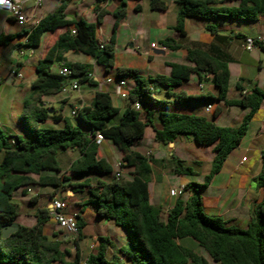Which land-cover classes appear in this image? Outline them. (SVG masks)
<instances>
[{"label":"trees","instance_id":"1","mask_svg":"<svg viewBox=\"0 0 264 264\" xmlns=\"http://www.w3.org/2000/svg\"><path fill=\"white\" fill-rule=\"evenodd\" d=\"M60 7L43 17L32 31L23 30L19 35H27V46L37 49L42 36L57 33L59 36L36 65V81L32 84V94L24 101L20 124L23 135L7 132L0 123V264H80L82 255L79 241L84 237L87 222L77 215L79 238L75 240L76 253L73 260H67L69 251H63L65 237H52L47 230L51 219L47 209L38 210L36 224L26 227L17 224L19 205L14 201V193L19 189L28 192L32 186H56L72 188L75 192H86L88 199L81 202L83 208L96 207L97 216L122 226L127 234V249L119 253L111 250L112 239L99 237V244L88 257V264H209L207 257L183 246L180 241L191 238L218 264H264V198L253 211L246 229L229 225L222 217L209 216L204 211L202 189L206 188L217 174L229 154L239 147L247 134L255 113L264 104V89L254 87L250 93L239 99H229L231 72L227 62L201 49H188L186 63L167 62L169 75L144 76L138 69L118 68L117 79L132 80L128 89L129 103L116 124L108 122L119 116L121 110L113 104L108 92H96L89 106H82L76 115L89 126L85 132L62 114L54 111L56 121H64L62 129L44 128L50 117L45 107L44 97L63 92L72 79L81 84H97L89 75L93 66L82 63H67L72 75L64 77L52 70L55 63L64 61L67 51H75L93 57L107 73L116 67V37L113 35L103 49L99 47L98 29L108 11L96 6L98 24L85 18L69 20L65 11L72 0H60ZM100 3L107 0H98ZM119 5L113 13L115 24L127 17L128 6L133 3L137 12L142 11L143 0H117ZM239 1L237 8L220 6L219 0H175L180 6L176 25L173 29L181 37L186 36L185 22L188 18L212 20H238L256 22L264 13L263 0ZM152 10L166 11L163 0H151ZM207 30L216 33L215 25L209 23ZM72 29L75 33H72ZM15 34L0 33V49L7 47ZM161 45L170 51H178L182 44L166 38ZM264 52V46L260 47ZM193 76L200 81L208 80L218 89L216 97L196 96L182 87ZM238 90H242L238 86ZM157 94H165L172 100H160ZM139 102L140 110L133 104ZM194 102H223L228 107L249 109L238 127H223L213 119L195 113H181L169 110L156 111L154 106L164 105L175 108ZM217 109L214 117L219 115ZM159 125V127H158ZM147 127L155 133V140L165 145L174 143L179 136L191 137L203 147H213L215 156L212 167L203 184L192 182L186 187L190 192L176 197L171 210L166 214L163 206L155 205L150 198V182L154 161L141 153L135 146L145 138ZM97 133L115 144L120 151L122 169L129 176L112 181L93 180L91 174L116 176L115 165L100 156V146L95 143ZM77 150L80 158L69 169L70 177L63 173L58 152ZM173 171L177 175H194V169L185 161L172 155ZM86 177L81 183L72 180ZM69 181V186H63ZM258 187L264 190V152L262 170L258 177ZM27 188V189H26ZM17 224L19 229L5 238L3 229ZM65 236L67 233L60 229Z\"/></svg>","mask_w":264,"mask_h":264},{"label":"crops","instance_id":"2","mask_svg":"<svg viewBox=\"0 0 264 264\" xmlns=\"http://www.w3.org/2000/svg\"><path fill=\"white\" fill-rule=\"evenodd\" d=\"M25 1H27L26 6L28 9L27 10L28 15L31 18H33V20L36 23H39L40 20L46 15L54 13L61 5L60 0H44L43 4L39 7H36L31 0H25ZM219 1L221 2L220 6H224L228 8H237L239 6V1H235V0H219ZM171 2L175 3V0H171ZM166 4L168 8L166 11H164L165 13H167L171 9V7H173V5L171 4L168 3ZM83 5H86L87 9H82L81 6ZM97 5H99L100 8L108 11L109 14L107 15H111V32L110 29H108V27L105 28V25L101 23L98 29V34L99 32H101L103 39L106 42H109L110 38L113 35H115L116 37L115 50H116L121 40H123L122 32L124 31V29L132 28L128 24L129 15L125 19L121 20L118 24H115L116 20L113 16V13L116 11L119 5L117 0H107L106 2L103 3H100L98 0H80V4L77 3V0H72L71 3L67 6L65 14L67 19L69 20L85 18L89 22L95 23L89 20L88 15L90 13H94L97 16L95 10ZM141 5L143 11V2L141 3ZM132 8L135 11L134 5L132 6ZM179 9H180L179 5H177V7H175L174 9V14L176 15V21H177V13ZM69 11L73 13L74 18H69L68 16ZM7 18L8 21H14L10 19L9 16H7ZM196 19L197 18H188L186 20L185 37H181L179 33L173 29L176 23L165 24L158 19H155L151 22L150 27L151 29L153 27L156 28V31L158 32V36H157L158 38L154 41H151L149 52H145V51L143 52L144 53L143 55L147 57L146 64L145 61L143 62L144 66L149 71L147 76L169 75L171 70L167 66V62L186 63L188 49L193 48V49H201L211 54L212 56L219 58L220 60H223L228 63L231 72L230 89L228 95L229 99L232 100L239 99L242 91H243L242 93L244 92L250 93L254 87H259L261 89H264V60L262 59L264 58V52H262L260 49H255L251 52H247L244 50V41L246 37L264 35V13L259 15V18L256 22L231 20L233 22V26L231 28L232 31L231 36H228V34H226L227 30L224 28V25L227 23L225 21L226 19H224V21L223 19L212 20V21L204 20L202 23H197L198 21H196ZM209 23L216 26L217 28L216 33H211L207 30L206 27ZM223 23L224 25H222ZM193 26H196L195 29L198 30L197 33L192 32ZM23 30H26V28H21V32ZM5 31L6 30H3L0 33H4L6 35L12 34ZM58 32L60 33L62 31H58ZM58 32L54 34L51 32L45 33L42 36L41 45L37 49L28 47L27 35H23L24 41L20 44V46L16 47L15 49L20 50L21 55H27L28 58L31 59L33 63H35V68H36V65L38 64L39 60L44 57L45 52L50 47H52V45L57 40L59 36ZM166 38H173L179 41L182 44L183 48L178 51H170L166 49L164 55L152 54L151 51L155 49L151 47V44L159 43L161 45V41ZM125 41H126V47H128L129 44L131 43L132 48H138L139 51L142 50V48L138 47L137 45L135 33H132L130 36H126ZM21 46L26 47L28 50L25 52L23 50V47ZM78 54H80V52H75L71 50L68 54L64 55V61L61 62L60 66L62 64H67V63L90 64L93 66V72L91 73L93 80L96 81L97 83L99 81L102 82L103 81L102 78H100L96 74L95 66L98 65L96 63V60L93 57H91L92 61L88 59L87 61L83 62V60L77 57ZM22 65H23L22 62H17L15 66H17V68L20 69ZM125 68L138 69L137 66H127ZM58 70L56 72H58ZM103 70L105 69L103 68ZM111 77L116 78L114 75H111ZM73 80H77V79H73ZM73 80H71L70 82H72ZM1 81L2 80H0V84ZM12 82H13L12 79H8V78L5 79V83L11 84ZM85 84L89 85L90 87L92 86L93 88L95 85H97V84H91L90 82H87ZM129 85L130 84L128 82V86ZM200 85H202V88L200 87ZM238 86L242 89L241 91L238 90ZM130 88L131 87H129V89ZM182 88L189 94L196 96L211 95L216 97L218 94V89L214 86V84L210 81V79L200 81L197 76H193L189 82L183 85ZM99 91L110 93V95L112 96L113 104L121 110L120 113L121 116L124 110L126 109V107L128 106L129 101L122 99L116 94L114 84H107L106 88H104L103 90H98L96 88L88 90L87 96H81L80 99L78 100V103L81 102L80 103L81 106H89L96 92ZM89 92H93L91 94L90 100H89V95H90ZM61 100L67 102L69 99L68 97H62ZM1 102H2V96L0 97V103ZM209 105H213V110L211 112H207V107ZM191 109L193 111L191 113H195V114L200 113L199 115H204L207 116L208 118L209 115H212L213 116L212 119L217 125H219L218 124L219 121L226 123L227 121L231 120V122L235 123L234 126L219 125L223 127H238L241 124L243 117L249 112V109H245L241 107H228L223 102L221 103L212 102L207 104L205 103V106L202 109H200V111H195L194 108ZM217 109L220 111V113L217 117H214ZM1 115L3 114L0 111V120H1ZM60 128L62 129V126H60ZM179 138L194 141V139L191 137L179 136L174 143H170L167 145V147L171 149V150L169 149V151H171L172 153L171 156L173 154L176 155L175 154L176 142ZM142 143L143 140L137 143L136 145L138 146ZM162 145L164 144L157 141L154 147L155 159H152L154 161V163H152L153 174L151 176L149 191H150V198L152 203H154L155 205L163 206L165 207L166 211H168V209L172 208V205L176 197H171L170 192H166L164 188L161 187L160 181H162L165 178L166 173L168 171L170 170L173 171L172 169L173 163L167 157L168 150L161 149ZM210 147L211 150L213 151V147L212 146ZM69 151L78 153V156L75 159V161L80 158V154L77 150H69ZM138 151L145 154L144 151L142 150H138ZM150 151L152 152V149ZM263 152H264V104L253 116L249 124V129L247 131V134L242 139L239 147L233 150L229 154L221 170L214 175L210 184L206 187L205 190L206 192L205 193L202 192L204 211L207 215L213 217H222L229 225L236 226L241 229H246L248 227L253 211L257 208V206L262 202L264 198V190L263 188L258 187V182H257L258 177L262 170ZM100 156L102 158H105L101 152V146H100ZM177 157L188 163L185 158H181L179 156ZM188 176H193V175H188ZM98 180H104V179L99 177L97 181ZM82 181L83 180H80L78 183H81ZM183 186H187V185H183ZM28 192H30V190H28ZM53 194L54 192L50 193L47 196V197H51L49 198L50 200L48 202V207H47L48 211H50L52 207L51 205L52 199L53 198L58 199V197L57 196L55 197V195ZM189 196H190V192L187 191L184 194V197L188 198ZM39 198H41V194L40 195L36 194V196L33 198V201H38ZM87 199L88 197L85 200ZM74 214L78 215V212ZM52 223H56V222L51 218L47 222V226H49ZM109 223L112 224L114 222H109ZM58 228L61 229L59 226ZM106 237H110V236H106ZM94 238H97V234L88 237L84 232V237L80 240V244H79V250L81 252L82 258H88L90 254L94 251L95 248H93L94 244L92 243V240ZM65 240H70L68 235L65 236ZM112 242H113L111 247L112 252L118 253L120 248L115 247L113 239ZM180 243L182 244V240L180 241ZM186 247L194 250L191 246H186ZM124 262L125 264H129L126 260H124Z\"/></svg>","mask_w":264,"mask_h":264},{"label":"rangeland","instance_id":"3","mask_svg":"<svg viewBox=\"0 0 264 264\" xmlns=\"http://www.w3.org/2000/svg\"><path fill=\"white\" fill-rule=\"evenodd\" d=\"M168 4L173 5L171 9L165 13L164 11L160 10H152L150 7V0H143V11L137 12L134 11L132 6L133 3H130L127 16H128V24L132 28H125L122 32V38L119 46L116 49V67L107 73L103 70V67L100 65H96V74L100 78H102V82L99 81L94 88L87 84H82L81 90L73 91L68 89L67 92H61L55 95L44 97L45 107L49 108V119L44 123L41 124L44 128H55L61 129L64 127V121H56L52 116H54V111L57 114H62L65 118H68L73 125L79 127L81 130L88 132L89 126L83 123L80 118L77 116L72 115V110L74 109L77 104L80 105L81 102L78 103V100L81 96H87V91L91 89H98L103 90L106 88V83L104 82L106 78L111 77V75H116L118 68H125L127 66H137L140 73L144 76H147L148 70L144 66L147 62V57H145L143 52H149L150 50V43L151 41L156 40L158 37V32L156 28L153 27L151 29L150 24L153 20L158 19L165 24H174L176 23V15L174 14V9L177 7V3H172L171 0H163ZM77 3L80 4V0H77ZM82 9H87L86 5L81 6ZM8 13L0 12V32L6 30L9 33L17 35L15 39L7 46L0 49V97L2 96V102L0 103V111L3 115H1V126L10 134L13 135H23V128L20 124V118L22 114V107L25 100H27L32 94V84L36 81L37 75L35 71V63L32 62L31 59L28 58L27 55H21L20 50H16L15 48L20 46V44L24 41V37L20 36L21 25L14 21H8L7 18ZM69 18H74V15L71 11L68 13ZM89 20L98 24V16L94 13H90L88 15ZM197 23H202L204 20H199ZM224 21V20H223ZM227 23L224 25V28L227 30L226 34L228 36L232 35L231 28L233 26V22L231 20H225ZM102 23L105 25V28L108 27L111 32V15H106ZM196 26H193V33H197L198 30L195 29ZM5 31V32H6ZM132 33L136 34V40L138 47H141L142 50L139 51L138 48H132L131 43L128 47H126L125 37L130 36ZM23 47V46H21ZM23 50L26 52L28 49L23 47ZM70 51H67L64 55L68 54ZM75 56V55H74ZM76 57V56H75ZM83 62L87 61L88 59L92 61V58L86 56L83 53L78 54L77 56ZM264 60V58H262ZM17 62H22V67L18 69L19 73L22 75V79H19L17 74L13 72L15 65ZM61 63H55L53 65L52 70L56 72L59 68ZM12 79L13 82L11 84L5 83V79ZM129 87H133L134 82L132 80H128ZM89 100L91 99V94L93 92H89ZM62 97H68V101L64 102ZM157 98L160 100H172L165 94H157ZM205 106L204 102H194L189 105L170 108L164 105H156L154 106L156 111L160 110H169L174 112H181V113H191L193 112L191 108H194L195 111H200ZM200 114V113H198ZM209 118L212 119L213 116L209 115ZM120 120V115L114 117L108 122V125L116 124ZM230 122V123H229ZM219 125H230L234 126L235 123L231 122V120L223 123L222 121L218 122ZM157 141L155 140L154 131L151 127H147L145 138L143 139V143L140 145H136L135 149L144 151L145 155L150 159H155V145ZM161 149L168 150L167 157L172 162L171 151H169V147L167 145H162ZM152 149V152L150 151ZM204 149V150H203ZM171 150V149H170ZM149 151V152H148ZM101 152L105 158L111 161L115 165V170H118V162L121 161L120 151L118 150L117 146L113 144L111 141H106L101 146ZM150 155L148 156V153ZM176 156L181 158H185L187 160V164L191 166L195 170V175L188 176V175H177L173 171H168L166 173L165 178L160 181L161 187L164 188L166 192H170L172 188L179 189L183 185H188L192 182H197L203 184L205 182V176L208 174L211 165H212V158L214 156L211 147H203L197 145L193 140H185L179 138L176 142V149H175ZM77 152H67V151H59L58 158L60 165L63 168V173L70 177L69 169L71 164L77 158ZM199 161V162H197ZM168 166V165H167ZM129 176L128 170H123V177L127 178ZM90 177L93 182H97L99 177L103 178L105 181H112L115 176L114 175H97L91 174ZM86 177H80L73 179V183H78L80 180H85ZM117 179V178H116ZM63 186H69V181H65ZM27 189V188H26ZM24 189H19L14 193V201L19 205V217L17 218V224L23 225L26 227H32L36 224V213L38 210L47 209L49 198L47 197L50 193H53L55 197L57 196L60 201L66 203V207L64 213L74 214L76 212L80 213L82 210L83 217L87 222V226L85 228L86 236L90 237L97 234V238L92 240L93 244H99V237L100 236H110L115 244L116 248H123L124 250L127 249V234L125 229L117 224H110L105 219L100 218L96 214V207L93 205H88L87 207L83 208L81 204L84 201L88 194L86 192H75L72 188H60L56 186H32L28 188L30 192L24 193ZM206 188L202 189V192L205 193ZM36 194H41V198L38 201H33V198ZM168 212L166 211V214ZM47 230L49 235L52 237V234L55 232L59 234V239L65 237L64 233L58 228L56 223H52L47 226ZM65 239V238H64ZM62 244L63 251H69L67 255V260H73L76 253V246L75 240H65ZM80 244V241H79ZM183 246H191L195 252L200 255L207 257L209 260V264H218L214 262L210 256L198 245L191 238H186L182 240ZM119 253V252H118ZM60 264V263H56Z\"/></svg>","mask_w":264,"mask_h":264},{"label":"built area","instance_id":"4","mask_svg":"<svg viewBox=\"0 0 264 264\" xmlns=\"http://www.w3.org/2000/svg\"><path fill=\"white\" fill-rule=\"evenodd\" d=\"M31 1L34 3L36 7L41 6L44 2V0H31ZM26 2L27 1L25 0H6L5 3H0V12L8 13L10 19L17 22L23 28H26L27 31H32V29H34L38 23H36L33 20V18H31L28 15ZM72 33H75L74 29H72ZM98 40H99V47L103 49L107 44V42L103 39L101 32H99L98 34ZM262 46H264V35L245 38L244 50L247 52H251L255 49H260V47ZM151 47L153 49H162L166 51V48L160 45L159 43H152ZM13 72L17 74L19 79H22V75L19 73L17 66H15V68L13 69ZM58 73L59 75L64 77H69L72 75V71L66 66V64H62L59 67ZM89 79H93L92 74L89 75ZM105 82L107 84H114L116 94L124 100H129V92H128L129 86L127 80L108 77ZM81 86L82 84L78 80H73L72 82H70V84L67 87L64 88L63 92H67L68 89L80 92ZM200 87L202 88V85H200ZM243 94L245 95L247 94V92H244ZM81 107H82L81 105L75 106L74 109L72 110V115L76 116ZM133 107L136 110H140L141 108L139 102L134 103ZM212 110H213V105H209L207 107V112H211ZM94 140L98 146H102L103 143L107 141L103 136V134L101 133H97ZM149 155L150 153H148V156ZM117 166H118V170L116 172V178L120 179L123 176L122 161H119ZM185 193H186L185 186H182L179 189L170 190L171 197H178ZM51 205L52 207L49 211L51 218L57 223V225L62 230H64L67 233L69 239L72 240L78 239L80 233L76 219L77 215L76 214L68 215L64 213L66 203L60 201L57 198L52 199ZM170 210L171 209H168L167 212H169ZM97 246L98 243L94 244L93 248H96ZM80 264H88V258H82Z\"/></svg>","mask_w":264,"mask_h":264},{"label":"water","instance_id":"5","mask_svg":"<svg viewBox=\"0 0 264 264\" xmlns=\"http://www.w3.org/2000/svg\"><path fill=\"white\" fill-rule=\"evenodd\" d=\"M151 52L154 55H164L165 54V51L162 49H155V50H152ZM18 229L19 227L17 224H14L11 227L4 228L3 229L4 237L5 238L9 237L12 233L16 232Z\"/></svg>","mask_w":264,"mask_h":264},{"label":"clouds","instance_id":"6","mask_svg":"<svg viewBox=\"0 0 264 264\" xmlns=\"http://www.w3.org/2000/svg\"><path fill=\"white\" fill-rule=\"evenodd\" d=\"M6 2V0H0V3H5Z\"/></svg>","mask_w":264,"mask_h":264}]
</instances>
